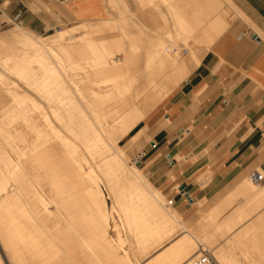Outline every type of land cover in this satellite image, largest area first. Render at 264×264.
Listing matches in <instances>:
<instances>
[{
	"label": "bare ground",
	"instance_id": "6f19581e",
	"mask_svg": "<svg viewBox=\"0 0 264 264\" xmlns=\"http://www.w3.org/2000/svg\"><path fill=\"white\" fill-rule=\"evenodd\" d=\"M147 1L140 8L167 4L173 24L164 40L150 38L143 65L135 59L143 47L128 43L122 24L129 6L120 0L105 1L122 15L109 31L83 22L80 36V26L51 37L21 24L1 33L0 247L8 264H75L77 257L81 264H141L140 255L155 251L177 226L186 228L142 170L129 166L125 150L147 135L144 123L156 108L199 71L198 46L210 50L218 36L196 32L174 0ZM56 14L74 19L66 7ZM250 193L264 198L263 190ZM115 217L121 226L110 240ZM188 237L186 231L147 264H184L205 250L219 264H240L229 249L197 239L193 253Z\"/></svg>",
	"mask_w": 264,
	"mask_h": 264
},
{
	"label": "crops",
	"instance_id": "0c3cea01",
	"mask_svg": "<svg viewBox=\"0 0 264 264\" xmlns=\"http://www.w3.org/2000/svg\"><path fill=\"white\" fill-rule=\"evenodd\" d=\"M231 4L242 19L230 26L217 0H174V9L196 32L218 37L202 70L144 123L156 129L155 141L150 151L138 156L184 223L195 218L197 203L217 202L248 174L264 172V0ZM65 7L76 21L107 16L104 0ZM164 122L169 126L159 129ZM182 190L191 202L179 193Z\"/></svg>",
	"mask_w": 264,
	"mask_h": 264
},
{
	"label": "rangeland",
	"instance_id": "374dc122",
	"mask_svg": "<svg viewBox=\"0 0 264 264\" xmlns=\"http://www.w3.org/2000/svg\"><path fill=\"white\" fill-rule=\"evenodd\" d=\"M120 1L127 3L129 6L128 14H126L127 16H124V22L126 23L122 25L125 29L126 35L128 36L129 45L135 44L143 47V49L140 47L143 52L142 55L139 57H135V59L140 60L141 65H143V61L146 60V51L149 49V47L147 46H149V43L155 42L153 38H155L156 41H162L164 40L163 38L166 37V32L170 29V31H172L171 25L173 23L171 21V16L169 12L170 10H168L169 7L166 6L167 4H165L162 5L163 7L161 9L153 11L147 10L146 8H140L139 3L141 0H139V2L138 0ZM189 1L192 2L193 0ZM217 1L219 2L220 6H222V12L226 13L225 17L228 22H230V26L233 23L237 22L239 19H242L237 15L236 11L234 10L232 5L233 3L231 4V0ZM22 2L23 3L21 4L20 0H0V35L1 33H8L12 29L16 28L18 24H21L23 27L28 28L34 34L43 37L54 36L58 32L62 31L63 29H67L68 27L77 28L80 26L79 28H77L78 31L76 33L77 36H80L82 34L81 26L83 25V22L91 25L94 30L102 29L105 31H109L115 26V21L121 20L120 17H122V15L120 14L118 16L114 15L118 12L116 9L107 7V16L105 18L99 20L86 21H76L75 19H73L69 20V23H65L61 21V17L55 13L58 12L59 8H65V6H67L69 3H64V5H62L63 2H61L60 0H48L46 2L41 0H22ZM147 4L148 1L144 0V5ZM111 5L112 4L110 3V6ZM108 12H113V14H108ZM148 13H153V16H150ZM160 13L167 14L165 17V19L167 20L166 23L160 22L162 21ZM30 14H32V17L30 16ZM169 19L170 21H168ZM137 21L139 24H136ZM170 22L172 24H170ZM43 26L45 27V29H42ZM230 26H228V28ZM150 38H152L154 41H151ZM169 41L167 40L168 45L171 44V39ZM189 41L190 44L195 45V43H193L194 39H189ZM142 44L145 45L142 46ZM198 47H200V51L203 52L201 68L199 69L200 71L206 63L212 47L210 48V50L203 44H200ZM199 71H194L190 75V77L195 75ZM168 126L169 123L164 122L159 127V129L167 128ZM147 129V135H144L140 140H138V142H136V145L130 146L125 151H127V154L129 156V166L139 167L145 174L146 178L152 182L154 187H156L152 177H150L149 175V172H146L147 166L145 162L137 163L138 154L143 153L144 151H150L151 142L155 141L156 129L148 127ZM258 172L263 174L264 176L263 171L259 169ZM250 176L251 173L246 176L244 181L249 180ZM244 181L242 182V184L244 183ZM100 187L107 197L108 205L112 206L111 201L109 200V192L107 188L103 183H100ZM237 189L234 192L224 193L223 196L217 202L209 203L207 201H203L197 203L198 212L191 223H186L187 229H183V227L177 226L176 232L174 234L175 236L173 235L171 238L167 239L168 241L165 240L164 242H162L155 251H149L146 252L145 255H140L139 263L147 264V262L155 261V257L161 252V250H163V248L169 246L174 240H178L180 236L184 235L185 232L188 231L192 238L188 237L187 243L191 245V248H195L193 253L198 250V247H195V239H197L198 241L210 244L211 248L224 247L227 250L229 249L228 251L233 253L235 259L240 264H264V198H253L250 193V190L252 189L264 191V182L256 184V186H254L247 181L243 185V187L238 189V191ZM165 201L166 207L169 211H171V208L175 210L174 206H170L168 204L170 200L166 196ZM114 220L111 221V228L109 229L110 240H117V234L114 232V226L116 224L118 226H121L118 217H115ZM123 231L124 230L121 228L122 236L125 235L124 237L126 238V233L124 234ZM0 256L3 259V262H5L4 264H8L6 260H4V255L1 247ZM73 262L75 264L82 263L80 257L74 258Z\"/></svg>",
	"mask_w": 264,
	"mask_h": 264
},
{
	"label": "built area",
	"instance_id": "2783aa9c",
	"mask_svg": "<svg viewBox=\"0 0 264 264\" xmlns=\"http://www.w3.org/2000/svg\"><path fill=\"white\" fill-rule=\"evenodd\" d=\"M77 0H61V2L63 3H71V2H76ZM141 162V156L137 157V163ZM250 178L255 182V183H263L264 182V177L261 173L259 172H255L254 174H252L250 176ZM180 194H182L183 196L187 197V200L189 202L192 201V199L185 194L184 190L179 192ZM173 201H169V205L173 206ZM184 264H219L216 260V258L214 257L213 253H211L210 251H202L199 254H197L196 256H194L193 258H191L190 260H188L187 262H185Z\"/></svg>",
	"mask_w": 264,
	"mask_h": 264
}]
</instances>
